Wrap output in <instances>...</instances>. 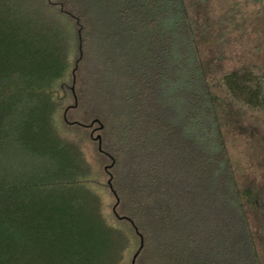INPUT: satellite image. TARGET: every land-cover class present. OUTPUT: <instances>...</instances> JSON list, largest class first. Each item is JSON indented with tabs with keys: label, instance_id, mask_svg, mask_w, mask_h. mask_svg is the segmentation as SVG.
Listing matches in <instances>:
<instances>
[{
	"label": "trees",
	"instance_id": "16d2710c",
	"mask_svg": "<svg viewBox=\"0 0 264 264\" xmlns=\"http://www.w3.org/2000/svg\"><path fill=\"white\" fill-rule=\"evenodd\" d=\"M90 82L130 230L61 134ZM229 127L264 169V0H0V264H122L134 238L135 263L264 264V183Z\"/></svg>",
	"mask_w": 264,
	"mask_h": 264
},
{
	"label": "rangeland",
	"instance_id": "374dc122",
	"mask_svg": "<svg viewBox=\"0 0 264 264\" xmlns=\"http://www.w3.org/2000/svg\"><path fill=\"white\" fill-rule=\"evenodd\" d=\"M235 35L236 33L232 38H234ZM235 39L238 38L235 37ZM92 87L93 84H91V82L86 83V85L82 87V91H79V108L70 109L64 113L62 111L60 117L61 134L69 140L76 141L81 146L86 160L92 168L94 175L93 186L102 199L103 214L105 218L113 225L130 230L128 224L126 222H120L115 214L116 212L117 214L122 215L120 209H116V198L110 189V160L100 151V139L102 138L103 133L98 130V124H93V121L96 118V116H94L96 110L101 107L103 103L100 101L95 102L90 97V94H92ZM75 100L73 98L72 100L70 99L69 105H73ZM91 124L93 127L87 128V126ZM230 128L231 127L228 129V133H226L229 152L233 154V157L241 156L242 168L247 179L254 180L256 184L259 185L260 183H264L263 158L257 159V157H251L250 150L248 149L252 140L250 136L251 131L248 129L243 130V128L240 130V133H237L235 132L236 129L230 130ZM257 137L258 135L255 134L256 139ZM133 244V247L125 252L122 264H132L133 256L139 247V241L134 238ZM156 261L157 258L155 252L152 249H149L144 255L137 259L135 264H156Z\"/></svg>",
	"mask_w": 264,
	"mask_h": 264
},
{
	"label": "water",
	"instance_id": "95a60500",
	"mask_svg": "<svg viewBox=\"0 0 264 264\" xmlns=\"http://www.w3.org/2000/svg\"><path fill=\"white\" fill-rule=\"evenodd\" d=\"M135 260H136V256L133 258L132 264H134V263H135Z\"/></svg>",
	"mask_w": 264,
	"mask_h": 264
}]
</instances>
